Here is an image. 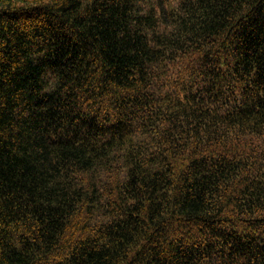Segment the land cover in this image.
Masks as SVG:
<instances>
[{
    "label": "trees",
    "instance_id": "16d2710c",
    "mask_svg": "<svg viewBox=\"0 0 264 264\" xmlns=\"http://www.w3.org/2000/svg\"><path fill=\"white\" fill-rule=\"evenodd\" d=\"M0 264H264V0H0Z\"/></svg>",
    "mask_w": 264,
    "mask_h": 264
}]
</instances>
